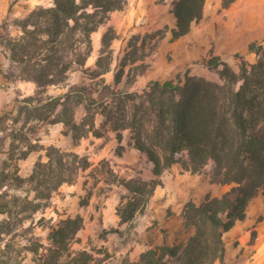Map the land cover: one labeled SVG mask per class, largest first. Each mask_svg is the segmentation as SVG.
I'll list each match as a JSON object with an SVG mask.
<instances>
[{
	"label": "trees",
	"instance_id": "obj_1",
	"mask_svg": "<svg viewBox=\"0 0 264 264\" xmlns=\"http://www.w3.org/2000/svg\"><path fill=\"white\" fill-rule=\"evenodd\" d=\"M126 3L54 0L52 6L39 7L17 20L20 33L0 43L11 62L6 77L33 81L37 86L34 95L19 101L15 118L14 110L0 115V125H8L0 136V239L30 234L33 217L47 206L53 192L73 183L89 165L87 157L52 145L46 148V160L22 177L18 163L34 149L30 143L35 125L62 123L67 134L78 140L93 131L101 115L105 117L102 127L112 124L116 131H131L133 147L152 162L155 175L180 165L193 174L207 171L211 183L229 186L221 195L206 194L200 201L186 203L183 238L155 244L126 264L223 262L225 234L245 219L251 201L264 193V53L251 46L256 61L249 64L243 59L238 71L213 57L205 65L222 67L217 81L185 72L177 79L153 80L138 92L131 90L135 75L125 76L126 64H120L112 84L102 78L109 67L92 72V78L100 81L97 86L69 84L72 73L90 71L86 63L92 33ZM204 5L205 0H171L176 21L173 39L190 33L193 23L202 19ZM113 38L105 35L106 50ZM51 86L67 90L46 94ZM79 104L85 111L80 122ZM17 149L22 152L17 154ZM25 185L29 186L25 197L9 193L8 189ZM134 217L130 211L129 219ZM82 228L81 217L61 221L51 235L52 251L58 254L67 248V240Z\"/></svg>",
	"mask_w": 264,
	"mask_h": 264
},
{
	"label": "rangeland",
	"instance_id": "obj_2",
	"mask_svg": "<svg viewBox=\"0 0 264 264\" xmlns=\"http://www.w3.org/2000/svg\"><path fill=\"white\" fill-rule=\"evenodd\" d=\"M53 3L54 0H0V43L20 33L17 20ZM175 26L171 0H127L122 10L111 13L108 22L92 33V51L86 63L90 71L72 73L69 84L97 86L100 81L92 78V72L106 67L110 70L102 78L112 84L120 64H126L125 76L135 75L131 90L138 92L153 80H173L185 72L217 81L222 67L209 69L205 65L213 57L238 71L243 59L249 64L256 61V54L249 50L251 46L264 53V0H205L203 17L193 23L188 35L173 39ZM105 35H114L107 50ZM10 65L7 50L0 44V115L14 110L15 118L19 101L34 95L37 86L33 81L7 78ZM66 90L64 86H51L46 94L60 95ZM76 113L80 122L85 113L81 104ZM104 121L105 117L98 115L93 131L78 140L67 134L62 123L41 121L35 125L30 143L34 149L18 163L22 177L29 176L37 162L46 160V148L52 145L87 157L89 165L73 183H65L53 192L47 206L33 217L30 234L0 239V264L133 262L147 248L185 236L183 210L189 200L200 201L206 194L218 196L229 189L211 183L207 171L193 174L180 165L155 175L152 162L133 147L131 131H116L112 124L102 127ZM6 125H0V136ZM8 190L25 197L29 186ZM259 199L264 203V193L249 205L254 213L252 219L238 221L244 228L250 229L253 220H263V214L256 211L255 201ZM130 211H134L133 219H129ZM76 217L83 219V228L67 240V248L58 254L53 252V230L61 221ZM30 224L32 219L26 226ZM234 230L233 227L225 234L226 256L216 264H264V238L253 230L240 250L239 238L243 236ZM257 243L263 252L262 260L248 263L250 250L256 251Z\"/></svg>",
	"mask_w": 264,
	"mask_h": 264
},
{
	"label": "crops",
	"instance_id": "obj_3",
	"mask_svg": "<svg viewBox=\"0 0 264 264\" xmlns=\"http://www.w3.org/2000/svg\"><path fill=\"white\" fill-rule=\"evenodd\" d=\"M115 13V12H114ZM257 201V202H256ZM255 203H256V206H257V212H259V214H263V220L256 223L255 220L252 221V223L250 224L252 227L250 229L248 228H244L243 226L240 225L239 222L236 223V225L234 226L235 228V234H238L239 232L241 233V236L243 237H240L239 241V249H243L242 247H245L246 246V241L248 240V237L250 236V232H252L253 230H256L257 231V235L259 236V238H264V203L262 201V199H259V200H256ZM251 207V206H250ZM249 207V213L247 212V215L246 217L248 219H252L254 213L252 214V208ZM241 222V221H240ZM255 248V247H254ZM250 252H252L251 255H248L250 256L249 257V262L251 260H254L255 262L259 261V260H262V256H263V252L261 250V247H260V244L257 243V249L256 251L254 250H250Z\"/></svg>",
	"mask_w": 264,
	"mask_h": 264
}]
</instances>
